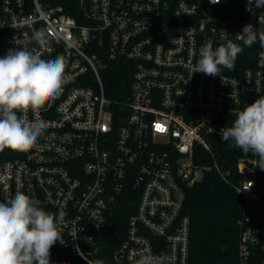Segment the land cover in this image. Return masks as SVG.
<instances>
[{
  "label": "built area",
  "instance_id": "2783aa9c",
  "mask_svg": "<svg viewBox=\"0 0 264 264\" xmlns=\"http://www.w3.org/2000/svg\"><path fill=\"white\" fill-rule=\"evenodd\" d=\"M72 7L0 0V57L14 47L66 61L61 92L24 114L45 124L36 144L0 152V199L19 191L65 214L64 244L51 248V264H133L161 254L166 264H189L186 190L212 174L243 200L237 264H264L258 157L220 136L264 96V47L258 39L254 61H238L222 77L192 72L206 42L243 47L238 35L248 24L264 33V7L255 0H73ZM42 28L53 37L46 48L32 40ZM65 37L76 46L66 47ZM110 67L125 74L118 101L105 94ZM126 197L135 207L107 255L101 234Z\"/></svg>",
  "mask_w": 264,
  "mask_h": 264
},
{
  "label": "clouds",
  "instance_id": "9594fccd",
  "mask_svg": "<svg viewBox=\"0 0 264 264\" xmlns=\"http://www.w3.org/2000/svg\"><path fill=\"white\" fill-rule=\"evenodd\" d=\"M256 7H264V0H255ZM239 43L228 40L218 47L211 41L199 50V59L192 68L194 73L222 77V69L232 70L244 47L259 42L264 47V33H257L251 24L239 33ZM32 40L40 48L53 40L46 28L33 33ZM66 47H75L77 41L64 38ZM264 61V53H261ZM65 58L43 59L27 48H9L0 57V152L5 149L26 152L38 141L45 130L43 121H29L24 114L41 111L48 101L57 96L66 83ZM213 131V129H212ZM221 141L245 155L258 157L255 166L264 170V96H260L238 111L232 126L221 128ZM6 182V178L0 177ZM253 186L243 188L249 190ZM64 213L45 211L29 196L17 191L0 199V264H51V248L59 241L64 244L62 226ZM133 264H166L167 257L141 255L132 258ZM91 264H104L102 260Z\"/></svg>",
  "mask_w": 264,
  "mask_h": 264
},
{
  "label": "trees",
  "instance_id": "16d2710c",
  "mask_svg": "<svg viewBox=\"0 0 264 264\" xmlns=\"http://www.w3.org/2000/svg\"><path fill=\"white\" fill-rule=\"evenodd\" d=\"M31 2V0H27ZM48 5H62L64 11L71 12L73 0H40ZM251 47L244 48L236 62L254 61ZM246 61V62H247ZM246 66V65H245ZM125 74L118 67H110L102 75L106 96L120 100L125 90ZM233 159L239 153L232 152ZM264 188V170L260 176ZM264 198V190L262 192ZM135 202L122 199L115 212L107 221L101 234L104 252L108 255L125 235L126 221L132 214ZM243 200L233 188L208 174L203 180L186 190L184 213L190 218L189 264H237V244L239 227L237 221L242 216ZM259 256L256 260H261ZM256 264H261L258 262Z\"/></svg>",
  "mask_w": 264,
  "mask_h": 264
}]
</instances>
